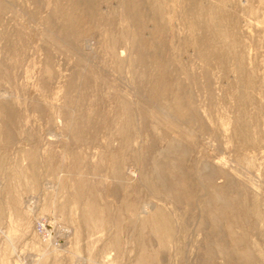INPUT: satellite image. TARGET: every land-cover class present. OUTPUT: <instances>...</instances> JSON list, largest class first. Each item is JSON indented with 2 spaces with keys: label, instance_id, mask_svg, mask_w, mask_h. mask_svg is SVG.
Segmentation results:
<instances>
[{
  "label": "rangeland",
  "instance_id": "1",
  "mask_svg": "<svg viewBox=\"0 0 264 264\" xmlns=\"http://www.w3.org/2000/svg\"><path fill=\"white\" fill-rule=\"evenodd\" d=\"M79 1L0 0V264H264V0Z\"/></svg>",
  "mask_w": 264,
  "mask_h": 264
},
{
  "label": "bare ground",
  "instance_id": "2",
  "mask_svg": "<svg viewBox=\"0 0 264 264\" xmlns=\"http://www.w3.org/2000/svg\"><path fill=\"white\" fill-rule=\"evenodd\" d=\"M124 1V0H123ZM79 2H81V6H83L82 8L84 9L83 11V13H84V15H82V16H85V18L87 17V18H91L92 16H96L97 15V9H96V2H95V0H81V1H79ZM124 3H126L127 5H126V7L129 5L130 7H131V3H133V2H131V0H125V2ZM78 5H80V4H78ZM125 5V4H124ZM128 6V7H129ZM73 7V6H72ZM71 7V8H72ZM129 7V8H130ZM128 10V9H127ZM130 10V9H129ZM209 11V17L213 20L215 17H217V15L215 14V13H213L212 12V10L210 11V10H208ZM69 12V11H68ZM128 13V12H127ZM70 14V13H69ZM68 13H66V11H64L63 10V8H61L59 5H55L53 8H52V10H51V15L50 16H52L53 18H55V17H60L61 19V23H60V30H61V33L62 34H65L64 36H65V38L67 37V38H71L70 37V35H71V33H72V30L70 29V27H69V25L74 21L73 20V16L72 17H70V15H69ZM127 17H130L131 18V14H127ZM80 18V17H79ZM94 18V17H93ZM137 18V17H136ZM139 18V17H138ZM137 18V19H138ZM83 19V18H82ZM155 20V22L156 23H158L157 21V19L156 18H154ZM59 21V20H58ZM142 21V19H140V22ZM160 25V24H159ZM215 25H216V27H217V24L215 23ZM214 25V26H215ZM160 27L161 28H163L164 27V25H160ZM220 27V26H219ZM208 29V28H207ZM219 29V28H218ZM220 29H221V27H220ZM219 29V30H220ZM221 31V30H220ZM222 38V37H221ZM203 41V40H202ZM206 40H204L201 44L203 45V46H205L206 45ZM114 46V45H113ZM154 48L156 49V50H158V49H160V47L158 46V45H156V46H154ZM162 49V48H161ZM205 49V48H204ZM161 51V50H160ZM138 52L139 53H143V52H145L144 51V47H140V49L138 50ZM199 52L201 53V55L202 54H204L203 53V48H199ZM159 55V54H158ZM157 63V62H156ZM155 64V63H154ZM156 65V64H155ZM159 75V74H158ZM160 78V77H159ZM158 78V79H159ZM241 87V86H240ZM166 89V85H164L163 84V86H162V88L160 89V90H162V91H164ZM154 92V91H153ZM152 92V93H153ZM158 93H160L159 92V90H157L156 91V93L154 92L153 93V95H156V94H158ZM161 96V95H160ZM175 96H177V95H175ZM178 98V97H177ZM176 98V100H174L173 102H171L170 103V105H169V108L170 109H172V110H174V111H180V112H182V108H181V103H179V101H178V99ZM5 104V103H4ZM4 104H2L1 106H0V110L2 111V113H3V121H2V126H3V128H2V134H3V137H4V140L5 141H9L10 139H11V126H12V123H13V121H14V117H13V113H12V111H10L9 109H8V107L6 106V104L4 105ZM184 113V112H183ZM185 114H186V112H185ZM242 126V125H241ZM241 131H243V128L241 127ZM1 130V129H0ZM245 130V129H244ZM181 153V152H180ZM182 154L183 153H181L180 154V156H178V159L180 158V160H181V158H183L182 157ZM33 154H30L29 153V156H30V158L32 159L33 158V156H32ZM145 161H146V163L149 165V167L151 168V169H153V170H155V169H157V166L156 165H158V163L157 164H155V161H154V159H151L150 161H149V159H145ZM178 162V161H177ZM180 162V161H179ZM159 166V165H158ZM119 170V169H118ZM117 169L115 170V176H117V177H120V170L118 171ZM152 170V171H153ZM182 174V177H183V173H181ZM210 175V174H209ZM181 175H179V177H180ZM186 175L184 174V177L183 178H185V179H187L186 177H185ZM211 176V175H210ZM210 176H208V177H210ZM181 177V178H182ZM180 178V179H181ZM182 178V179H183ZM211 178V177H210ZM184 180V179H183ZM183 180H179V181H183ZM207 180V179H206ZM209 180V179H208ZM179 181H178V183H179ZM186 180H184L181 184H183V186L182 185H180V187H179V185H177V189H178V187H179V189L178 190H182L181 188H185V187H187V186H190L189 188L191 189V185L189 184V185H187V183L189 182H185ZM170 183V182H169ZM172 184H174V185H176L177 183H173V182H171ZM168 186V185H167ZM169 186H170V184H169ZM162 187H166V186H162ZM161 187V188H162ZM173 187H171L170 189H172ZM163 190H165L166 191V189L167 188H162ZM175 190H177L176 188H174ZM173 189V190H174ZM183 190H185V189H183ZM188 190V189H187ZM186 190V192L188 193L190 190H188L187 191ZM168 192H169V190H167ZM171 191V190H170ZM179 192V191H178ZM191 192V191H190ZM189 192V193H190ZM172 193H173V191H172ZM188 196V195H187ZM186 197V196H185ZM217 209V208H216ZM91 212V211H90ZM89 212V214H91ZM216 212V211H215ZM86 213V212H85ZM217 213V212H216ZM89 214H86L87 216H89ZM153 215H155V213H153ZM154 218H157L158 220H154ZM153 228L156 226V227H159V228H162L163 230H164V232L166 233V235H171V233H172V226H171V224H170V221H169V219L167 218V216L165 215V214H158V215H156V216H154L153 218ZM155 227V228H156Z\"/></svg>",
  "mask_w": 264,
  "mask_h": 264
}]
</instances>
